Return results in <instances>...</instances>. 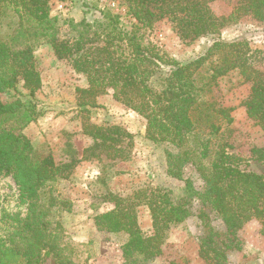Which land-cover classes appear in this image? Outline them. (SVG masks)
Segmentation results:
<instances>
[{
	"label": "trees",
	"instance_id": "16d2710c",
	"mask_svg": "<svg viewBox=\"0 0 264 264\" xmlns=\"http://www.w3.org/2000/svg\"><path fill=\"white\" fill-rule=\"evenodd\" d=\"M49 1L0 0V30L3 21L9 20V32L0 35V174L11 175L20 199L30 207L25 219L9 218V224L0 230V264H41L40 251L48 243L58 254L56 240L61 226L49 221L48 212L39 211L37 206L40 189L56 178L58 170L46 158L39 157L23 135L22 130L39 114L31 100L22 103L18 97L21 81L30 97L39 86L33 54L36 47L50 45L58 60L66 61L75 73L85 76L87 87L75 89L81 114L96 108V99L112 89L115 100L144 117L145 137L153 143L180 147L188 135H197L198 121L191 119V113L200 110L203 92L232 71H237L240 84H250L251 92L240 105L264 130L262 52L251 50L245 41H216L204 55L181 65L144 44L140 34L167 20L181 38L217 35L242 15L264 22V0H239L226 18L213 15L211 0H122L127 15L134 20L130 29L122 30L112 17H105L107 24L99 26V33H92L102 45L88 47L92 27L71 23L73 35L61 39L57 19L49 14ZM217 54L219 57L212 60ZM166 68L167 74L163 73ZM2 95L10 98L3 101ZM230 111L219 108L217 113L230 123ZM102 131L95 125H83V132L93 137L103 138ZM207 145L201 151L189 147L200 163L209 153ZM251 153L264 159V148L252 149ZM168 157L175 159L168 162L171 174L187 162L184 153H168ZM226 160V155L217 153L213 160L206 161L207 165H196L203 185L195 189L187 182L180 198L160 191H139L123 201L114 198L117 221L112 229L129 236L124 249L126 264H136V255L144 256L143 261L157 257L165 231L190 216L194 201L199 204L197 216L205 227L199 257L210 264H224L226 252L234 248L233 239L208 227L210 213L218 215L231 234L250 220L264 230V182L256 175L227 166ZM140 205L149 211L153 233L149 237H143L137 225L135 209Z\"/></svg>",
	"mask_w": 264,
	"mask_h": 264
},
{
	"label": "rangeland",
	"instance_id": "374dc122",
	"mask_svg": "<svg viewBox=\"0 0 264 264\" xmlns=\"http://www.w3.org/2000/svg\"><path fill=\"white\" fill-rule=\"evenodd\" d=\"M238 1L211 0L209 7L215 17L226 18ZM49 11L50 17L57 19L61 39L73 35L71 23L90 25L91 34L100 32L99 26L107 24L108 16L122 30H129L134 23L122 0H50ZM8 23V19L3 21L0 35L9 32ZM140 34L144 44L181 65L204 55L216 41H245L251 50H259L264 56V22L250 15L238 17L217 35L202 38H181L167 20ZM89 37L87 47L102 45L101 39L93 34ZM33 54L39 86L30 97L29 89L21 81L18 97L22 103L31 100L39 116L22 133L36 154L58 170L56 178L40 189L37 206L39 211L48 212L49 221L61 226L56 240L58 254L53 253V244H46L40 251L41 264H126L124 249L129 236L112 229L117 221L113 214L114 198L127 200L139 191L169 192L180 198L187 182L195 189L202 187L196 165H207L206 161L213 160L217 153L226 155L227 166L256 175L264 182V159L251 153L252 149L264 148V130L240 105L251 89L248 83L240 84L237 71L218 78L210 90L203 92L200 110L191 113V119L198 121L197 135H188L182 146L175 147L149 141L145 137L144 117L115 100L112 89L96 99V108L81 114L75 89L87 87L85 76L75 73L66 61L58 60L48 44L36 47ZM218 57L219 54L214 55L212 60ZM167 72L166 68L163 73ZM10 94L15 97L14 92ZM9 98L1 97L3 101ZM219 108L231 109L230 123L217 113ZM84 124L101 127L103 138L84 133ZM206 143L209 153L200 163L189 147L201 151ZM168 153L187 155V162L177 173L169 172L168 162L175 159L168 157ZM29 210V204L20 199L11 175L1 173L0 230L9 224V218L25 219ZM198 210L199 204L194 201L189 208L190 216L165 231L160 254L145 261L144 256L136 255V264H210L199 257L205 227L197 216ZM135 213L142 236L152 235L147 208L140 205ZM209 217L208 227L212 231L233 239L234 248L226 252L224 264H264V230L255 220L244 222L231 234L218 215L210 213Z\"/></svg>",
	"mask_w": 264,
	"mask_h": 264
}]
</instances>
